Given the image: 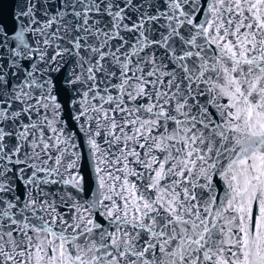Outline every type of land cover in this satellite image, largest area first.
Masks as SVG:
<instances>
[{
	"label": "snow or ice",
	"instance_id": "1",
	"mask_svg": "<svg viewBox=\"0 0 264 264\" xmlns=\"http://www.w3.org/2000/svg\"><path fill=\"white\" fill-rule=\"evenodd\" d=\"M0 264H264V0H0Z\"/></svg>",
	"mask_w": 264,
	"mask_h": 264
}]
</instances>
